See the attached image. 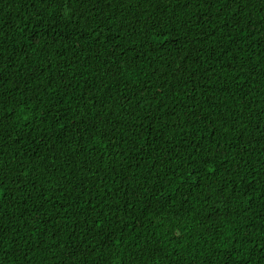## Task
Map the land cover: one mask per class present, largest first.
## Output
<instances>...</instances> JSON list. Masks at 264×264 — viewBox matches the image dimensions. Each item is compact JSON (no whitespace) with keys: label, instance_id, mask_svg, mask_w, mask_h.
<instances>
[{"label":"trees","instance_id":"1","mask_svg":"<svg viewBox=\"0 0 264 264\" xmlns=\"http://www.w3.org/2000/svg\"><path fill=\"white\" fill-rule=\"evenodd\" d=\"M0 264H264V0H0Z\"/></svg>","mask_w":264,"mask_h":264},{"label":"snow or ice","instance_id":"2","mask_svg":"<svg viewBox=\"0 0 264 264\" xmlns=\"http://www.w3.org/2000/svg\"><path fill=\"white\" fill-rule=\"evenodd\" d=\"M0 194H2V193H0Z\"/></svg>","mask_w":264,"mask_h":264}]
</instances>
